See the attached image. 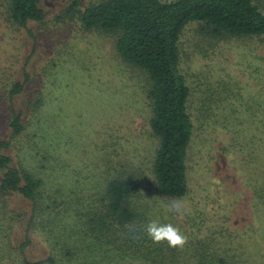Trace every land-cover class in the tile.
Wrapping results in <instances>:
<instances>
[{"label": "trees", "instance_id": "obj_1", "mask_svg": "<svg viewBox=\"0 0 264 264\" xmlns=\"http://www.w3.org/2000/svg\"><path fill=\"white\" fill-rule=\"evenodd\" d=\"M39 2L0 0V96L4 104L24 92L29 75L26 62L19 63V55L10 61V68L6 65L1 42L20 39L24 33L31 35L27 23L41 25L46 20ZM53 21L72 22L81 33L97 32L111 37L115 57L145 76L147 123L156 145L150 151L149 177L142 175L141 166L132 159H119L126 144L122 148L121 144H114L115 160L95 163L89 178L69 176L65 182L50 174L40 177V171L55 170L54 164L48 163L51 154L40 153L37 159L41 164L34 162L35 166L29 169L14 167L10 165L11 158L1 152L8 147V141L0 140V264H107L110 255L173 264L176 252L166 245L146 248L151 243L143 230L147 196L155 193L170 199L186 195L190 171L195 166L189 162L191 144L201 137L199 129L212 118L207 95L214 94L221 138H225L223 134L227 136L223 144H237L236 151L241 157L244 155L241 162L245 170L250 165L246 156L252 155L249 144H264V97L260 95L264 86L260 93L246 99L238 93L237 80L230 82L231 87L219 80L196 96L181 71L180 38L188 25L195 24V37L197 34L239 44L256 38L264 44V0H92L86 4L70 0L53 16ZM18 73L20 81L16 80ZM259 75L257 81L261 80ZM40 99L41 93L36 92L28 106L35 109ZM8 110L11 139L21 133L24 125L11 104ZM35 118L39 124V117ZM10 195L28 204L24 213L18 214L9 207ZM23 217L24 240L12 244L9 232L16 224L21 225ZM129 226H133L132 232ZM36 230L42 234L48 252L41 260L29 261L24 248L30 243L28 234ZM166 255L170 257L166 259ZM206 259L202 264L222 263L214 256Z\"/></svg>", "mask_w": 264, "mask_h": 264}, {"label": "rangeland", "instance_id": "obj_2", "mask_svg": "<svg viewBox=\"0 0 264 264\" xmlns=\"http://www.w3.org/2000/svg\"><path fill=\"white\" fill-rule=\"evenodd\" d=\"M69 1L40 0L46 20L41 25L28 22L31 35L24 33L20 39L1 42L6 65L10 68V61L19 55V63L26 62L25 71L29 75L20 96L7 104L0 96V140L8 141V147L1 152L11 158V166L29 169L35 166L34 162L41 164L37 157L46 151L52 155L48 163L54 164L55 170H39L40 177L50 174L68 182L69 176L89 178L95 163L115 160L114 144H121V148L126 144L118 154L119 159H132L141 166L142 175L147 176L150 151L156 141L147 123L145 76L115 57L111 37L97 32L81 33L72 22L53 21V16ZM194 27L195 24L188 25L179 42L181 71L194 94L201 96L203 90L211 89L214 81L219 80L229 87L230 82L237 80L236 87L242 98H253L255 93H260L264 86L262 41L252 38L239 44L197 34L195 37ZM258 74L261 80L257 81ZM19 75L16 74L18 81ZM36 92L41 93L40 104L32 109L28 104ZM212 95L213 92L207 95L212 118L199 129L201 137L191 144L189 162L195 166L190 171L186 195L179 197L186 201L184 211L169 213L163 204L173 198L150 193L145 225L158 219L178 227L187 236L188 242L183 248H171L176 252L171 260L173 264H202L210 256L220 258L221 264H264V144H249L252 155H245L250 158L245 170L241 162L244 155L241 157L236 151L237 144H223L227 136L223 134L225 138H221L216 117L219 111ZM260 95L264 97V91ZM9 104L19 113L24 125L21 133L11 139L7 127ZM35 116L39 117V124ZM247 181L250 184L245 185ZM8 205L18 214L28 207L14 195L8 197ZM25 224L23 217L21 225L12 227L9 232L12 244L24 240ZM28 235L30 243L24 248L27 260L45 258L48 247L42 234L36 230ZM164 245L169 247L166 243L151 241L146 248L152 250ZM117 256L110 255L107 264H156L131 260L129 255Z\"/></svg>", "mask_w": 264, "mask_h": 264}, {"label": "clouds", "instance_id": "obj_3", "mask_svg": "<svg viewBox=\"0 0 264 264\" xmlns=\"http://www.w3.org/2000/svg\"><path fill=\"white\" fill-rule=\"evenodd\" d=\"M162 199V198H161ZM186 201L181 198H173L164 203L163 206L169 213H182ZM146 236L156 244L166 243L170 248H183L187 242V236L171 223H161L158 219L148 222L143 228ZM133 226H129V232Z\"/></svg>", "mask_w": 264, "mask_h": 264}]
</instances>
